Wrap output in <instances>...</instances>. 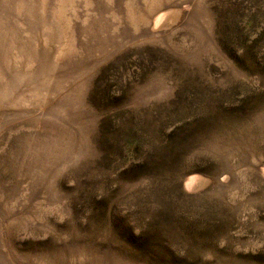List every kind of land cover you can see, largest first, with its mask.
<instances>
[{"label": "rangeland", "instance_id": "obj_1", "mask_svg": "<svg viewBox=\"0 0 264 264\" xmlns=\"http://www.w3.org/2000/svg\"><path fill=\"white\" fill-rule=\"evenodd\" d=\"M0 264H264V0H0Z\"/></svg>", "mask_w": 264, "mask_h": 264}]
</instances>
